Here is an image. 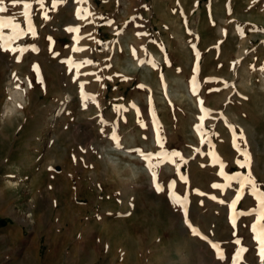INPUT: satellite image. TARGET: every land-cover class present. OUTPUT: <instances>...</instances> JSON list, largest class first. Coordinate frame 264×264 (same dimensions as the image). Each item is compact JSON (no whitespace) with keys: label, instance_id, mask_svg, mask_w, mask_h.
I'll list each match as a JSON object with an SVG mask.
<instances>
[{"label":"rangeland","instance_id":"obj_1","mask_svg":"<svg viewBox=\"0 0 264 264\" xmlns=\"http://www.w3.org/2000/svg\"><path fill=\"white\" fill-rule=\"evenodd\" d=\"M51 2L46 0V7ZM7 6L9 12L2 15L17 16L21 27H26L19 16L21 8ZM37 7H33V24L38 37H24L16 44H35L39 52L25 53L20 63L11 54L0 53V264H127L128 255L139 257L136 264H231L236 238L242 239L240 246L249 248L244 264H258L250 231L254 217H240L233 229L228 205L239 186L233 182L223 191L211 188L212 183L224 181L217 175L219 163L205 153L214 151L226 172L247 171L234 163L237 153L230 129L219 118L222 113L228 124L243 131L251 174L264 190V71H260L264 67V0H88L83 5L68 0L49 11L47 21ZM77 8L94 13V23L77 19ZM107 20L114 24L109 26ZM67 27L81 31L69 33ZM117 31L122 34L116 36ZM138 31L149 36L138 38ZM88 33L94 39H88ZM49 36L55 41L53 51L60 54L55 58L48 50ZM77 36L85 38L77 44ZM193 44L201 53L198 96L192 95L189 84L196 61ZM73 47L86 50L72 52ZM68 57L94 61L81 71L101 79L81 76L79 80L85 82V91L95 97L96 104L84 107L73 73L61 63ZM149 59L155 60L157 68L140 64ZM234 61L239 63L232 66ZM34 64L40 67L43 85L35 80ZM206 78L234 87L204 84ZM10 87L19 92L17 98L11 97ZM210 87L221 91L209 92ZM199 100L212 113L205 127L217 134L212 137L214 149L200 143L194 128L202 114ZM131 101L141 110L147 129L136 123L134 110L114 111V105L129 106ZM153 108L166 149L179 151L187 160L179 175L167 161L157 169L163 193L155 191L146 165L133 151L159 150L151 124ZM101 118L110 122L103 132ZM113 122L121 137L120 148L110 139ZM15 164L21 170L20 179L2 180L4 169ZM132 165L141 170L134 184L115 180L105 169L121 171ZM180 175L187 177V184ZM16 180L17 185H12ZM171 180L176 181L171 191L188 197L190 222L202 236L221 245L225 260H219L216 250L184 223L182 211L169 198ZM212 195L217 200L210 199ZM255 204L246 190L238 210ZM28 214L26 220L32 219L33 224L22 222Z\"/></svg>","mask_w":264,"mask_h":264},{"label":"snow or ice","instance_id":"obj_2","mask_svg":"<svg viewBox=\"0 0 264 264\" xmlns=\"http://www.w3.org/2000/svg\"><path fill=\"white\" fill-rule=\"evenodd\" d=\"M76 4L83 5L88 2V0H74ZM68 0H52L51 6L46 7V0H0V53L4 54H11L17 63H20L22 60V57L25 53H28L29 51L32 52H39V48L35 44L31 45H19L16 44L17 41H21L24 37H38L37 30L33 24V7L34 5L38 6L37 11H39L42 14L43 20L47 21L50 19V16L48 15L49 11L56 10L58 5H64L67 4ZM7 5H11L12 8L20 7L21 11L19 13V16L23 18V23L26 25V27H21V22L18 20L17 16L15 15H2L9 12V7ZM90 17H93V19H89ZM76 18L82 21H86L87 23H94V13L88 11L87 9L83 8H77L76 9ZM135 18H133L134 22ZM106 23L111 26L114 24V21L107 20ZM8 30L6 33L5 30ZM66 31L69 33H77L79 34L81 29L80 27H67ZM237 31L240 32L241 35H243L242 29H237ZM122 34V31H117L116 36H120ZM136 35L138 38L142 37H148L149 33L147 32H136ZM84 36H77L76 43L79 44L80 40L84 39ZM88 39H94L93 35L91 33L87 34ZM47 40L49 41V52L52 54V56L55 58L59 56L60 54L58 52L53 51V46L55 44V41L52 39L51 36L47 37ZM97 44L103 43L102 41H95ZM152 44H156L157 42L155 40L149 41ZM144 48V46H141ZM192 48L194 50V55L196 58V61L193 65L192 71L190 73L189 77V84H190V91L192 95L198 96L199 95V88H200V80H199V72H200V59H201V53L196 50V45L193 44ZM86 49L82 47H73L71 49L72 52H84ZM145 52H147V49L144 48ZM136 50L132 49V55L136 56ZM167 59L165 60V63H167ZM61 63L66 65V70L69 73H73L74 75V82L78 83V88L80 92V99L84 102V107L88 106V103L91 102L93 104H96V99L93 95H90L85 91V82H80L79 78L81 76H95L97 80H100L101 77L98 76L96 73H89V72H82L81 69L85 66H90L94 63L92 59L85 58L83 60L77 61L73 59L72 57H68L66 59L61 60ZM236 63H239L238 61H234L232 66H235ZM140 64L146 65L151 64L153 68H157L156 62L154 59L149 60H140ZM111 65H106V67H110ZM171 66V65H170ZM32 71L35 73V80L37 83L43 85L44 80L42 77V73L40 70L39 65H33ZM175 71L180 72L181 69L177 68ZM260 71H264V67L260 68ZM14 79H16V88L17 90H20L21 84L19 82V78L16 76V74H13ZM107 79L111 80L112 77L109 76ZM123 80H127L128 77H121ZM161 80L163 81V76H161ZM204 84H213V83H222L224 88L227 87H234V85H230L226 81L216 80L215 78H206L203 81ZM33 87L32 81H29V88ZM138 88L142 90H146V86L143 84H138ZM209 92H219L221 91L220 88H208ZM201 105L200 112L201 115L198 116L199 123L194 125L195 131L199 134L200 137V143L207 145L209 149H214V144L212 137L217 135L215 132L211 131V129L205 127V120L208 118H212V113L209 109L205 108L203 106L204 102L203 100L198 101ZM148 103L149 105L152 104V97H148ZM99 105L97 104V107ZM18 107H23L22 105H18ZM134 110V118L136 123L139 125L141 129H147L148 124H146L142 118L141 110L135 103V101L129 102V106L125 105H114V111L119 113L128 112L129 110ZM151 113L153 116V119L151 121L152 127L155 131L156 136V142L159 146V150L155 153L148 152L145 153L141 151L140 149H134L133 151L137 152L139 156L142 158V161L147 167V170L149 171L152 183L155 187V191L158 193H163L165 191V186L161 183L157 182L158 179V173L157 169L161 167L166 161L171 163L175 166V170L177 175L180 174V168L181 165L187 164V160L184 159L182 154L179 151L172 150L168 151L165 147V139L162 136V126L159 123V120L155 118V110L154 108L151 109ZM122 118V117H121ZM221 120H224L226 126L230 129L231 132V142L232 147L234 148L235 152L237 153V158L235 159L234 163L239 169H245L247 170L245 173L241 172H233L229 173L225 171L226 165L224 162H222L219 157L216 156L214 151L207 152L205 155H211L213 159V163H219V172L217 173L218 176H220L224 183H212L211 188L218 189L223 191L224 189H230L232 187L233 182H235L239 188L237 193L235 194L234 198L231 200L228 207L231 210L232 216L230 219V223L233 227V229H236L237 220L240 217L248 216V217H254V222L250 225V231L253 234L252 238L255 241V256L258 258V264H264V190H261L262 186L258 184V182L253 178L250 170L251 160H250V153L247 148V142L244 136L243 131H237L231 124L227 123L226 118L223 116V114H220L219 117ZM123 119V118H122ZM124 123H127V120L123 121ZM100 123L102 125L101 132L104 131V125L109 124V121L104 120L101 118ZM117 125L113 122L111 123V132H110V139L115 143L116 148H120L122 146L121 144V137L118 134L117 131ZM144 140H147L148 137L144 136ZM196 151L199 153L200 149H196ZM242 157L243 159H241ZM180 180H182L185 184L188 183L187 177L184 175H180ZM167 188L169 191V198L173 200L174 205L178 207L180 211L183 213L184 223L187 225V227L191 230V233L201 239L206 240L213 249L216 250V255L219 260H225V251L221 248V245L219 243H214L212 240L208 239L207 236H202L201 232L193 226V224L190 222L189 219V207H188V197L185 195L183 197L177 196L175 192L171 191L172 189L176 188V181L171 180L167 184ZM247 190V193L250 197L254 198L256 201V204L254 207L250 208L249 210H238V204L240 201L244 198V193ZM199 195L204 196L207 195L206 193L200 192ZM210 199L213 201L217 200L216 195L210 196ZM219 203L224 204L226 203L224 200H220ZM246 227H248L246 225ZM233 235L235 236V231L233 232ZM234 244L238 247L235 248L234 253L231 255V264H244L245 262V254L249 253V248L240 246L242 244L241 238H236L234 240Z\"/></svg>","mask_w":264,"mask_h":264},{"label":"bare ground","instance_id":"obj_3","mask_svg":"<svg viewBox=\"0 0 264 264\" xmlns=\"http://www.w3.org/2000/svg\"><path fill=\"white\" fill-rule=\"evenodd\" d=\"M9 91H10L11 97L17 98V95H18L19 92L13 91V88L12 87H10V90ZM61 110H62V108H60L57 116H59V113L61 112ZM17 165L18 164H15V167H6L4 169V171H3L2 180H5V179L8 180V179H10V177H13V178L19 180L20 179V176H21V170H19V168L17 167ZM17 180L14 183H12V185H14V186L17 185ZM8 187L10 188V186H8ZM27 217H30V214L22 217L21 218L22 222H25V223H28V224H33L34 222H33L32 219H30L29 221L26 220ZM138 258L139 257H137V256L135 258L134 255H128L125 259H126L127 264H136V262L138 261Z\"/></svg>","mask_w":264,"mask_h":264},{"label":"clouds","instance_id":"obj_4","mask_svg":"<svg viewBox=\"0 0 264 264\" xmlns=\"http://www.w3.org/2000/svg\"><path fill=\"white\" fill-rule=\"evenodd\" d=\"M17 114H19L22 117V113H13V115H17ZM107 150L110 149H105V151ZM105 169L110 173L111 177H113L115 180L123 184H134V182L139 179V175L141 172V170L137 168L136 165L126 166V169L121 171H110L106 166Z\"/></svg>","mask_w":264,"mask_h":264},{"label":"crops","instance_id":"obj_5","mask_svg":"<svg viewBox=\"0 0 264 264\" xmlns=\"http://www.w3.org/2000/svg\"><path fill=\"white\" fill-rule=\"evenodd\" d=\"M155 1H189V0H155ZM193 1H200V0H193Z\"/></svg>","mask_w":264,"mask_h":264}]
</instances>
